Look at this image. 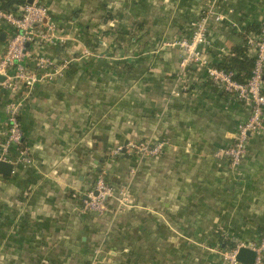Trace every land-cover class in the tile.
Instances as JSON below:
<instances>
[{"label":"crops","instance_id":"crops-1","mask_svg":"<svg viewBox=\"0 0 264 264\" xmlns=\"http://www.w3.org/2000/svg\"><path fill=\"white\" fill-rule=\"evenodd\" d=\"M211 1H40L63 36L40 54L70 64L21 111L33 165L0 175V264H223L221 252L259 241L264 130L238 173L216 158L250 110L195 66L182 78L181 52L163 46L189 36ZM216 1L225 19L209 28L212 66L264 22V0ZM9 33L0 25V58ZM9 100L0 86V144ZM143 141L160 155L132 154ZM103 172L128 186L129 206L85 213L81 198Z\"/></svg>","mask_w":264,"mask_h":264},{"label":"built area","instance_id":"built-area-1","mask_svg":"<svg viewBox=\"0 0 264 264\" xmlns=\"http://www.w3.org/2000/svg\"><path fill=\"white\" fill-rule=\"evenodd\" d=\"M41 0H31L18 13L0 9V25L9 28L5 52L0 58V86L9 93L10 100L5 107L6 123L0 144V161L13 166L28 168L33 165L28 149L23 143L20 114L28 94L37 86L51 83L62 77L70 62L57 63L53 58L40 54L41 48L54 47L63 41V36L53 20L49 9ZM216 0L207 3L200 17L189 23V36L173 42H165L164 47L176 48L181 52L178 65L179 75L185 78L189 68L195 66L205 78L226 95L247 106L250 110L246 121L237 125L232 142L216 152V158L227 159L230 169L237 172L247 156L250 136L264 130V22L258 34L249 33L246 38L247 54L254 59V68L246 83L234 79L233 72L213 67L205 52L210 45L208 33L212 23H221L225 18L217 11ZM223 54L224 50H220ZM85 55H91L84 51ZM132 152L140 157L160 155L161 144L150 141L132 145ZM116 148L110 158L121 153ZM121 189V188H120ZM118 190L108 182L103 174L97 177L94 187L81 198V211L102 215L109 211L110 202L117 201L122 207L129 203L123 190ZM247 248L255 253L253 264H264V238L251 244L238 242L233 249L223 251V264H242L236 260L238 251Z\"/></svg>","mask_w":264,"mask_h":264},{"label":"trees","instance_id":"trees-1","mask_svg":"<svg viewBox=\"0 0 264 264\" xmlns=\"http://www.w3.org/2000/svg\"><path fill=\"white\" fill-rule=\"evenodd\" d=\"M27 2H28L27 0H8L6 2L0 3V9L6 12L18 13L20 8ZM203 9L204 7L202 8V11ZM202 11H200V13ZM259 31H260V27L258 26L244 30V32L241 34L242 35L241 44L234 46L229 51L228 55L224 56L221 60H218L217 63L213 67L224 70L226 72H233L234 79L237 82L242 83V84L246 83L250 79L253 68H254V59L249 57L247 54L248 48L246 46V38L249 33L258 34ZM51 48L53 47L41 48V52L42 51L46 52L47 50H50ZM239 169L237 173L239 172ZM111 184L113 185L114 188L119 190V188H117L113 183ZM259 238H260L259 241L262 238H264V232H261L259 234ZM231 247L232 248H229V249H233V246Z\"/></svg>","mask_w":264,"mask_h":264},{"label":"water","instance_id":"water-1","mask_svg":"<svg viewBox=\"0 0 264 264\" xmlns=\"http://www.w3.org/2000/svg\"><path fill=\"white\" fill-rule=\"evenodd\" d=\"M28 2H31V0ZM12 171V164L0 161V175L10 176ZM236 260L242 264H253L255 260V253L247 248H241L237 253Z\"/></svg>","mask_w":264,"mask_h":264},{"label":"rangeland","instance_id":"rangeland-1","mask_svg":"<svg viewBox=\"0 0 264 264\" xmlns=\"http://www.w3.org/2000/svg\"><path fill=\"white\" fill-rule=\"evenodd\" d=\"M134 144H139V142L138 143H134ZM133 145V144H132ZM132 145L129 147V149L132 151ZM132 153V152H131ZM132 154H135V153H132ZM237 173V172H236ZM128 186H124V187H122L120 190H123L122 191V193H125V198L127 199V201H129L130 202V196H129V192H128V188H127ZM118 202L117 201H115V200H112L111 202H110V204H116L115 205V208H116V210H123V209H126V207H128L129 206V203L127 204V205H125V206H122V207H119L118 206V204H117ZM238 243V242H237ZM223 252H221V254H222ZM221 258H222V255H221Z\"/></svg>","mask_w":264,"mask_h":264}]
</instances>
